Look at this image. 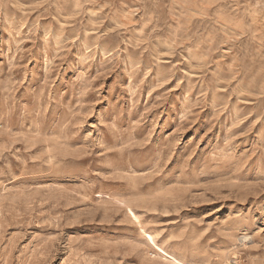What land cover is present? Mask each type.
Returning a JSON list of instances; mask_svg holds the SVG:
<instances>
[{
  "label": "rangeland",
  "instance_id": "1",
  "mask_svg": "<svg viewBox=\"0 0 264 264\" xmlns=\"http://www.w3.org/2000/svg\"><path fill=\"white\" fill-rule=\"evenodd\" d=\"M0 264H264V0H0Z\"/></svg>",
  "mask_w": 264,
  "mask_h": 264
}]
</instances>
